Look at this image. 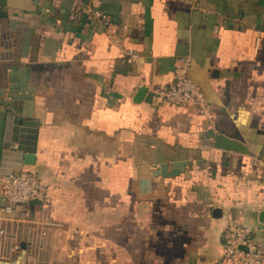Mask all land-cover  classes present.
<instances>
[{
	"label": "crops",
	"instance_id": "obj_1",
	"mask_svg": "<svg viewBox=\"0 0 264 264\" xmlns=\"http://www.w3.org/2000/svg\"><path fill=\"white\" fill-rule=\"evenodd\" d=\"M181 59L203 107L134 101ZM23 171L50 203L9 214L0 184V264H222L232 222L264 250V0H0V176Z\"/></svg>",
	"mask_w": 264,
	"mask_h": 264
},
{
	"label": "built area",
	"instance_id": "obj_2",
	"mask_svg": "<svg viewBox=\"0 0 264 264\" xmlns=\"http://www.w3.org/2000/svg\"><path fill=\"white\" fill-rule=\"evenodd\" d=\"M93 15L100 19L105 27L114 25L115 19L104 12L95 11ZM180 62L181 66L176 68L173 80L155 90L154 98L181 108L203 107L205 104L204 91L199 84L189 78V61L181 59ZM0 184L9 214L13 213L16 207H24L26 209L22 214L29 219L28 208L32 201H40L43 206L50 203L48 187L34 173L23 171L2 175ZM1 235L4 236L5 232L1 231ZM5 247L4 240H1L0 257L15 256L21 253L23 248L15 244L7 251ZM223 252L222 264H264V250L255 243L253 230L241 224L232 222L224 230Z\"/></svg>",
	"mask_w": 264,
	"mask_h": 264
},
{
	"label": "water",
	"instance_id": "obj_3",
	"mask_svg": "<svg viewBox=\"0 0 264 264\" xmlns=\"http://www.w3.org/2000/svg\"><path fill=\"white\" fill-rule=\"evenodd\" d=\"M153 98H154L153 93H149V91L146 88L141 87L137 92L134 101L136 103H140L142 101H146L147 103H152ZM214 147L220 150L232 151L247 155L253 154L249 146L245 144L243 141L229 137L224 133H219L215 136ZM35 205H42V203L40 201H32L30 203V206H35ZM259 220L264 225V211L260 213Z\"/></svg>",
	"mask_w": 264,
	"mask_h": 264
}]
</instances>
